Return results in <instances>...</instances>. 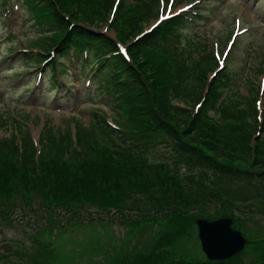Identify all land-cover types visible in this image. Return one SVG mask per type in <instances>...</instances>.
Here are the masks:
<instances>
[{
	"label": "rangeland",
	"instance_id": "1",
	"mask_svg": "<svg viewBox=\"0 0 264 264\" xmlns=\"http://www.w3.org/2000/svg\"><path fill=\"white\" fill-rule=\"evenodd\" d=\"M120 1L128 4V7L123 5L124 8L119 12L117 7L120 6ZM20 2L11 0V5L5 6H1L0 2V140L15 136L20 129L17 128L18 123H21L23 129L32 135L35 153L39 154L49 144L46 129H52L57 136L58 133L66 135L67 130L71 129V137H74L76 124L94 127L93 116L96 112L106 116L111 125L118 122L122 126L116 124L123 130L132 128L126 125L127 116L119 118L115 114V109L122 112L123 107L104 103L105 97L94 83L93 67L86 64L83 55H75L72 47L67 55L58 58L65 64L66 72L58 76L60 87L54 88L49 67L29 58L27 54L32 52L34 57L38 54L55 56L56 48L52 47L51 35L38 31L39 27L32 14ZM56 3L60 4L66 18L73 19L72 23L99 28L115 38L126 61L135 68L139 65L148 78L147 85L152 95L150 105L145 108L154 121L158 110L161 116L167 118L177 138H191V142L201 146L207 156H213L219 161L227 162L232 158V163L247 165L258 160V157L263 158L264 147L258 152H251L253 158H241L243 148H236V144H231L237 140L234 138L238 137L236 129L239 128V123L225 120L216 114L217 111L199 115V105L170 97L171 88L167 86L169 69L159 73L158 69L147 64V61H151V56L141 51L135 52L138 50L135 47L131 51L130 49L144 33L156 29L164 17L176 12H180L181 16L190 11L191 15L192 12L201 13L202 18H195L196 23L183 29L180 39L191 52H198L195 43L203 46L200 55L205 46L206 53L213 51L215 60H206L204 64L206 71L210 69L207 89L217 91L218 87L220 91L224 90L225 85L216 82L217 74L222 81L227 74L232 73L238 78L237 88L240 93L247 94L248 87L255 88V91L259 89V93L254 97L253 93L251 99L258 100L259 109L263 110L264 0H154L151 17L142 21L144 31L128 40L122 36L125 28L123 18L130 14L128 9L132 10L133 0H117L106 21L96 19L93 23L72 12L67 0ZM163 6H166L164 11ZM199 53L194 55L197 57ZM171 58V62L177 63V55ZM221 61L224 62L223 67L220 65ZM175 72L176 69L172 74ZM176 105L183 108L177 111L174 109ZM128 110L134 112V107L128 106ZM263 118L261 127L264 126ZM191 119L196 120V125L190 130L185 123ZM249 124L243 127L246 141L248 132L252 129V123ZM142 125H145L144 130L133 132V139L127 143L135 151L131 155L138 154L139 160L136 163L134 160L133 169L121 168L117 164L118 160L113 163L120 168H114L119 172V184L121 179L125 183L133 178L137 184L145 183L146 192L134 191L137 197L125 198V214L122 212L118 216V213L113 212L115 209L107 210L114 213L115 221L108 220L109 215L104 213L100 205L71 202L73 192L63 187L62 178L54 181L52 190L49 187L50 197L54 200L52 203L45 201L44 191L39 188H34L31 184L25 185V181L21 179L16 180L17 182L11 179L10 189L0 192V245H11L8 252L0 250V264H184L187 261L209 264L207 261L212 260L202 250L196 220L199 217L215 220L226 216L232 217L231 227L241 231L248 242L241 252L226 259L229 262L224 264H236L235 261L240 259L249 264L257 254L264 255L263 213L247 210L246 207H242L243 211L240 212L237 206L219 200L213 194L208 195L211 191H207L206 187L192 197L186 193L180 195L181 184L177 182L178 188L172 187L173 176H180V180L187 182L193 173L195 183L192 186L196 187L204 185L200 180L202 175L198 171H191L189 174L187 166L190 155L179 153L173 145L175 139H169L164 128L153 131L147 120ZM152 125L155 128V122ZM141 132L146 135V140L135 147V137H139ZM250 134L252 139L247 144L251 148L263 146L264 127L262 131ZM0 147H3L0 151L2 167L7 156L15 153L11 145L4 146L0 143ZM113 158L117 159L115 156ZM123 159L119 161L123 163ZM261 168L257 165L256 170ZM146 175L149 176L148 181L145 179ZM206 176L208 179V172ZM70 178L78 182L76 176ZM226 180L228 179L219 178L213 182H217L220 188H225ZM31 183L33 184L32 181ZM236 183L238 187L227 189L233 198L245 199L259 193L251 178L249 181ZM154 185H158L159 189L155 190ZM165 191L168 195L165 198L170 199L162 200L161 193ZM150 193L155 194V197ZM183 199L195 203L191 202L188 207L182 204L181 209L171 217L165 215L166 211L158 212L160 205L157 203L164 204L163 207L167 208L176 205L173 200ZM65 201L70 202L64 203ZM201 213L213 215L208 218Z\"/></svg>",
	"mask_w": 264,
	"mask_h": 264
},
{
	"label": "trees",
	"instance_id": "2",
	"mask_svg": "<svg viewBox=\"0 0 264 264\" xmlns=\"http://www.w3.org/2000/svg\"><path fill=\"white\" fill-rule=\"evenodd\" d=\"M18 1H21L20 3L27 6L29 13L33 16L34 22L39 27L38 31L51 35L50 39L53 41L52 47L54 49L56 48L55 56L48 57L38 54L37 57H34L32 52L27 54H29V58H34L35 61L37 60L36 62L45 63L49 67L53 78V86L55 88L59 87L57 74L66 72L65 64L59 61L58 58L67 55L70 47H72L75 50V55H83L86 64L93 67L95 85L104 94V103L106 105L113 103L115 106L123 107L122 112H118L115 109V114L119 118L127 116L126 125L132 128L123 130L117 125H121L118 122H116L117 124L114 123V125H111L106 116H101L99 112H96L93 116L94 127L89 128L83 124H76L74 137H71V129L67 130L66 135L58 133V136L54 135L55 132L52 129H46V139H49V144L47 145V149L41 151L42 153L36 154L32 135L29 131L23 129L21 123H18L17 128L20 129L15 136L13 135L10 139L0 140V143L4 144V146L11 145L15 153L14 155L9 154L7 160H4L2 167H0V192L10 189L11 179H14L15 182L21 179L25 181L23 184H31L34 188H39L44 191L45 201L52 203L54 200L50 197L49 187L52 190L54 181L57 178H62L63 187L73 192L74 198L71 202H75L76 204L100 205L104 213L109 215L110 218L108 220L115 221L116 216H113V212L118 213V216L119 213H126L127 208L123 204L126 197H137L134 191L146 192L145 183L137 184L136 180H132L133 178H129L128 182L125 183H122L123 180L121 179V184H119V172L114 168H120L113 162L118 160L117 164L121 168L133 169L132 164H134V160L135 163L139 160L138 154L135 156L131 155L135 151L129 148L127 143L133 139V132L144 130L145 125L142 124L147 120V122H150L151 130L155 131V129L161 130L164 128L168 133L169 139H172V137L175 139L173 145L179 153L190 155L187 166L189 174L191 171H198L202 175L200 180L204 185H198L196 187L192 186L195 183L193 181V173L189 176L187 182L180 180V176H173L172 187H177V182H179L181 184L179 186L182 188L180 195L187 194V196L192 197L194 193L201 192V189L206 187L207 191H211L208 195L212 196L213 194L219 200L221 199L231 205L237 206L240 212L243 211L242 207H246L247 210L263 213L264 215V169L261 168L264 167V153L263 158L258 157V160L256 159L255 162L251 161L247 165L232 163L234 161L232 158L228 159L227 162H222L213 156H207L201 146L191 142V138L189 140L177 138L167 118L161 116L158 110L156 112L158 116L156 118L154 117L155 121L148 115L145 107L150 105L149 101L152 95L150 87L147 85L148 78L139 68L138 64L136 65L137 68H135L134 65L126 61L115 38H112L99 28L78 25L77 22L72 23L73 19L66 18L63 15V9L60 4L56 3L59 0ZM67 1L72 12L86 17L89 22L93 23L96 19L106 21L113 8V4L117 0ZM0 2H2L1 6H5L6 4L11 5V0H0ZM153 2L154 0H133L132 10L128 9L130 14L123 18L125 28L122 36L125 39L128 40L133 35L135 37L144 31L142 29V21L148 20L151 17ZM119 5L117 7V11L119 12L124 8L122 7L123 5L128 7V4H124L121 1ZM186 20L196 23V20L188 18L187 16H183V18L180 16L169 18L158 25L156 29L144 33L135 42L130 51L135 47L138 49L135 52L141 51L145 55L151 56L152 59L151 61H147V64H150L153 69H158L160 71L159 73H162V71L166 72L169 69V80L167 81L169 84L167 86L169 89L171 88L169 90L170 97L184 100L191 105H199V115H208L210 111H217L216 114L222 116L225 120H235L239 123V128L236 129L239 134L238 137L235 136L234 138L237 140L231 144H236V148H243L241 158L242 156L245 159L253 158L254 155L251 152H258L260 148L263 149L264 147V143L263 146H256L255 149L247 144L252 139L250 132L262 131L264 127L260 126V119L264 117V114L258 108L257 100L254 101L251 99V95L254 93V97L255 94L259 93V89L255 91V88L248 87L247 94L240 93L237 88L238 78L236 79L234 74L231 73L226 75L225 80L221 81L219 77L216 79V82L225 85V92H223L224 90L220 91L218 89L217 83V91L212 89L208 90L207 80L210 69L206 71L204 64L206 60H215V55L212 50L206 53V46L203 50L204 55H200L199 52L203 47L201 43H195L198 52H191L185 46L184 42V45L182 44L180 37L183 35V29L192 24ZM195 53L196 55L199 53V55L196 57L194 55ZM176 55L179 61L177 60V63L171 62V57H175ZM215 63L217 62L215 61ZM174 69H176V72L172 74ZM128 106H133L134 112H130ZM182 108L178 105L174 106V109L177 111ZM152 122H155V128ZM249 123H252V129L248 132L249 136H247L246 141L245 128L243 127L250 125ZM185 124L191 130L195 127L196 120L191 119ZM135 138L136 143L134 145L135 147H139L137 145L139 142L144 143L146 135L141 132L139 137ZM1 150H3V147H0ZM137 150L139 151V149ZM113 156L117 159L113 158ZM121 158H124L123 163L119 161ZM105 159L110 160H107L109 161L107 162ZM257 165L261 168L260 170H256ZM76 167L77 169H74ZM207 172L209 173L208 179L206 178ZM71 176H76L78 182L76 183L75 179L70 178ZM138 177L142 178V175L138 174ZM146 178L148 181L149 176L146 175ZM161 178L163 179V177ZM219 178L228 179L226 180L225 188H220L217 186V182H213V180L215 181V179ZM249 178L253 179L254 184L256 183V189L259 193L250 195L244 199L240 197L233 198L227 192L230 191L227 189L233 186L238 187L237 181H249ZM6 187L7 189H5ZM153 187L155 190L159 189L158 185H154ZM161 194L160 199H170L165 198L168 196L166 191ZM151 195L155 197V194ZM184 199L179 201L173 200L172 202L176 203V205L167 208L163 207L164 204L157 203L160 205L158 212L163 213L166 211V214H164L171 217L175 211L181 209L182 204L188 207L191 205V202L195 203L194 201H186ZM67 202L70 201H65L64 203ZM55 203L59 204L57 201ZM149 203L153 204L155 202ZM177 203L179 204L177 205ZM112 208L115 209L113 212H107V210L110 211ZM201 215L209 218L213 213L209 215L207 213H201ZM120 216L122 217V215ZM92 219H94V216ZM207 262L209 264H224L229 261L212 260ZM235 262L236 264H245L241 259ZM184 264L199 263L187 261ZM249 264H264V255L257 254L256 258Z\"/></svg>",
	"mask_w": 264,
	"mask_h": 264
},
{
	"label": "water",
	"instance_id": "3",
	"mask_svg": "<svg viewBox=\"0 0 264 264\" xmlns=\"http://www.w3.org/2000/svg\"><path fill=\"white\" fill-rule=\"evenodd\" d=\"M232 220V217H219L215 220L197 218L202 249L209 259H227L240 252L247 243L245 235L231 227ZM0 250L8 252L11 250V245L9 243L1 244Z\"/></svg>",
	"mask_w": 264,
	"mask_h": 264
},
{
	"label": "snow or ice",
	"instance_id": "4",
	"mask_svg": "<svg viewBox=\"0 0 264 264\" xmlns=\"http://www.w3.org/2000/svg\"><path fill=\"white\" fill-rule=\"evenodd\" d=\"M220 65H221V67H223V66H224V62H223V61H221V62H220Z\"/></svg>",
	"mask_w": 264,
	"mask_h": 264
}]
</instances>
